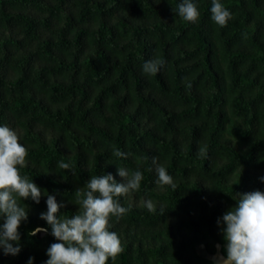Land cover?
Listing matches in <instances>:
<instances>
[{
	"label": "trees",
	"instance_id": "16d2710c",
	"mask_svg": "<svg viewBox=\"0 0 264 264\" xmlns=\"http://www.w3.org/2000/svg\"><path fill=\"white\" fill-rule=\"evenodd\" d=\"M181 2L0 0V126L27 149L21 176L70 217L92 176L142 173L139 190L118 198L129 211L109 219L122 251L107 264H214L197 246L225 249L218 218L238 193L264 192V0H220L232 14L224 27L212 0H193L196 22L179 16ZM154 58L164 67L143 73ZM153 158L175 189L156 185ZM23 203L21 252L0 251V264H45L58 242L40 219L46 196ZM37 227L48 232L29 236Z\"/></svg>",
	"mask_w": 264,
	"mask_h": 264
},
{
	"label": "clouds",
	"instance_id": "9594fccd",
	"mask_svg": "<svg viewBox=\"0 0 264 264\" xmlns=\"http://www.w3.org/2000/svg\"><path fill=\"white\" fill-rule=\"evenodd\" d=\"M210 11L211 19L220 27L226 26L232 18L220 0H212ZM178 14L188 22H196L200 15L193 0H182ZM164 64L160 58L150 59L144 62L142 71L156 75ZM206 153L207 146H201L198 156L204 157ZM27 154L17 133L6 125L0 126V251L3 255L17 256L21 252L19 228L27 221L29 211L21 200L31 199L39 204L43 195L46 196L47 211L41 213L40 219L47 222L51 235L58 241L47 249L45 264H107L109 258L115 260L122 247L118 235L109 230V219L119 220L129 211L118 198L139 190L142 173L119 167L117 174L123 182H117L110 173L92 176L83 187L74 191L77 197L74 205L78 211L69 217L60 214L65 205L58 203L55 195L42 190L28 176H21L19 169L26 166ZM113 155L127 158L120 150H114ZM152 163L157 174L156 185L175 189L176 184L166 168L156 158ZM57 166L63 170L71 168L64 160ZM260 179L264 182V177ZM237 196L236 206L217 220L225 241L226 256L213 257L214 264H264V192L256 190ZM145 206L149 211H155L151 200L146 201ZM47 232V228L37 227L29 236ZM33 260L30 257L28 264H33Z\"/></svg>",
	"mask_w": 264,
	"mask_h": 264
},
{
	"label": "water",
	"instance_id": "95a60500",
	"mask_svg": "<svg viewBox=\"0 0 264 264\" xmlns=\"http://www.w3.org/2000/svg\"><path fill=\"white\" fill-rule=\"evenodd\" d=\"M213 242L212 239H208L206 242L204 243H201L197 246V251H198V254L204 258H207V259H211L208 251H207V245L209 243ZM219 249H221L220 246H218Z\"/></svg>",
	"mask_w": 264,
	"mask_h": 264
},
{
	"label": "crops",
	"instance_id": "0c3cea01",
	"mask_svg": "<svg viewBox=\"0 0 264 264\" xmlns=\"http://www.w3.org/2000/svg\"><path fill=\"white\" fill-rule=\"evenodd\" d=\"M218 254H221V255H225L226 256V253H225L224 249H222V248L221 249H218V253L215 256H217ZM215 256H210L212 261H213V257H215Z\"/></svg>",
	"mask_w": 264,
	"mask_h": 264
},
{
	"label": "rangeland",
	"instance_id": "374dc122",
	"mask_svg": "<svg viewBox=\"0 0 264 264\" xmlns=\"http://www.w3.org/2000/svg\"><path fill=\"white\" fill-rule=\"evenodd\" d=\"M40 236L44 235L45 233H38Z\"/></svg>",
	"mask_w": 264,
	"mask_h": 264
}]
</instances>
